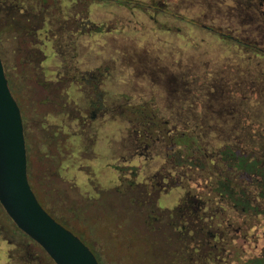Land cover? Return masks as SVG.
<instances>
[{
	"label": "rangeland",
	"instance_id": "374dc122",
	"mask_svg": "<svg viewBox=\"0 0 264 264\" xmlns=\"http://www.w3.org/2000/svg\"><path fill=\"white\" fill-rule=\"evenodd\" d=\"M22 4L27 12L46 14L47 28L40 36L48 31L55 48L42 67L45 81L55 87L42 92L35 82L41 72L35 70L38 53L24 64L16 34L0 30V54L23 115L33 192L100 264L162 263V249L147 244L139 222L131 217L127 227L123 223L127 203L115 192L123 181L126 187L124 169L134 157V135L137 129L156 136L174 127L183 134L199 131L205 142L218 147L239 144L242 135L247 143L264 133V0ZM82 72L92 76L93 85L103 84L82 94ZM64 76L74 84H60ZM94 97L106 108L87 114ZM78 111L88 120L95 114L98 119L86 124ZM154 145L149 161L138 155L131 163L141 165L145 178L155 176L162 164L158 155L164 145ZM257 226L261 249L264 219ZM236 244L249 257L255 240ZM0 264H54L1 205Z\"/></svg>",
	"mask_w": 264,
	"mask_h": 264
},
{
	"label": "flooded vegetation",
	"instance_id": "af4514ba",
	"mask_svg": "<svg viewBox=\"0 0 264 264\" xmlns=\"http://www.w3.org/2000/svg\"><path fill=\"white\" fill-rule=\"evenodd\" d=\"M39 1H42V3L46 2V0ZM22 3L23 0H0V30L5 29L13 31L16 34L19 45L17 54L19 53L18 55L24 64L29 63V58L32 60L34 58L33 56H36V53H38V66H36L35 70L41 72L39 73L40 79L35 80L36 85L39 86L42 92L43 90L46 92L52 91L55 85L52 81H45L46 72L42 71L43 63L47 61L48 56L55 49L54 45L51 43L48 31L46 35H44V38L40 36L47 28L46 14L41 10H31L27 12ZM27 41H30L29 44ZM27 46L32 47V49L34 48V50L30 51L29 48L27 49ZM14 69L16 72L17 67H14ZM15 76L20 77L18 73H15ZM79 76V81L81 82L79 84L81 85H79L78 89L82 94L93 91L95 88L97 90L99 84H103L101 80L100 83L95 82L93 85L92 76L88 73L82 72ZM7 77L11 84V78L8 74ZM84 79L89 80L88 83H85ZM59 83H66L67 86H71L73 82H71L67 76H64V81H60ZM101 107L106 108L99 99L97 100V98L94 97L92 101H90V106L87 108V114H94L98 109L100 110ZM78 113V118L84 120L83 122L86 124L91 123L92 120L98 119L96 114L92 116V120H88L80 111H78ZM75 122L77 126L80 124L77 120H75ZM136 132L137 133L134 135L135 144L133 145L131 156H143L146 162L149 161L152 158L151 154H153V151L150 149L151 145L155 148L154 144L157 141H160L164 145V151L162 154L158 155L159 157L162 155V164L152 178H145L143 176L145 171L140 167L141 165L131 164L134 161V157H131L133 159L126 163V168L124 169V174L128 173L127 176H124V179L126 178L127 181L126 187L124 189L122 188L123 181L115 191L118 192L117 195L119 198L121 197V201L123 200L124 202L125 200L127 203L124 205L125 217L122 219V221L124 220L123 223L126 226L129 219L133 217L143 228V238L147 244H151V239L152 243L156 246H164L162 249L166 250L171 257H169V259L164 258V261H161L162 263L160 264H200L202 262V264H205L210 254V244H214L217 250L219 249L218 246L222 244L223 238L221 234H213L210 236L211 238L206 239L201 233L193 232L187 228L192 223V216L190 215L191 207L183 203L187 193L186 184L177 186L176 181L179 179L177 172H181L182 168L178 169L176 167L173 157L174 153L180 149L176 145V139L184 138L190 133L188 134V132H185L183 134L174 127L168 131L166 127L160 129L159 134L156 136L144 132L141 133L140 129H137ZM222 145L224 144L221 143L218 147L222 148ZM139 168H141V170ZM175 190L178 191V194L177 197L172 199L171 197L175 193ZM106 191L108 190L104 188L102 193L104 194ZM102 193L100 192L101 195ZM160 203L164 204V208L160 207ZM180 210L182 213L176 214ZM48 211L54 218L58 219L53 211L50 209H48ZM259 218L260 217H258V219ZM258 219L252 221V227L248 235L249 242L255 240V247L249 257L243 256L242 259L244 264H264V262H257L259 259H264V247L259 249L257 245L260 241V236L257 233L259 231V229H257ZM64 224L66 223L64 222ZM240 239L241 238L236 240V243ZM243 253V255L246 253L244 249Z\"/></svg>",
	"mask_w": 264,
	"mask_h": 264
},
{
	"label": "trees",
	"instance_id": "16d2710c",
	"mask_svg": "<svg viewBox=\"0 0 264 264\" xmlns=\"http://www.w3.org/2000/svg\"><path fill=\"white\" fill-rule=\"evenodd\" d=\"M241 138L239 144L225 143L222 148L205 142L199 131L176 139L180 149L173 160L178 169L182 168L176 183L187 185L183 203L191 207L192 223L187 228L206 239L213 234L223 238L217 250L210 244L205 264H244V248L236 240H248L252 221L264 219V133L247 143ZM150 243L155 245L151 239ZM161 254L163 261L171 257L163 249ZM152 259L155 262L157 257Z\"/></svg>",
	"mask_w": 264,
	"mask_h": 264
},
{
	"label": "water",
	"instance_id": "95a60500",
	"mask_svg": "<svg viewBox=\"0 0 264 264\" xmlns=\"http://www.w3.org/2000/svg\"><path fill=\"white\" fill-rule=\"evenodd\" d=\"M0 205L17 229L37 243L55 264H100L79 237L42 207L31 188L23 115L1 55Z\"/></svg>",
	"mask_w": 264,
	"mask_h": 264
}]
</instances>
